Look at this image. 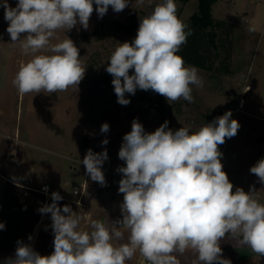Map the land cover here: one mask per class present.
I'll return each instance as SVG.
<instances>
[{
  "label": "clouds",
  "instance_id": "obj_1",
  "mask_svg": "<svg viewBox=\"0 0 264 264\" xmlns=\"http://www.w3.org/2000/svg\"><path fill=\"white\" fill-rule=\"evenodd\" d=\"M143 3L135 0L137 8ZM94 4L103 18L109 6L119 13L130 0H18L15 7L8 0L0 2L10 44L32 57L19 65L12 81L21 96L78 90L86 71L79 49L69 38L52 40L59 29L67 32L79 24L87 30ZM139 21L134 39L119 43L105 68L113 77L117 103L127 106L131 101L126 94L135 95L138 89L152 90L168 102L182 98L195 103L191 85L203 87V80L199 69L178 55L192 31L178 18L175 0H162ZM45 52L51 54H41ZM240 126L230 110L195 131L191 126L172 130L165 120L154 132H146L134 118L118 152L124 161L116 169L122 174L120 217L93 220L91 231L78 230L83 217L70 205L61 208L63 197L52 192V202L38 211L50 214L53 252L41 255L18 240L14 256L4 264H126L137 252L142 264H182L188 253L194 257L191 264H231L220 246L225 238L264 257V203L255 185L247 192L241 187L233 191L221 162L219 145ZM100 131L108 133L109 124L103 123ZM107 159L106 149L88 150L79 163L92 181L106 186L102 167ZM250 173L264 185V158ZM5 227L0 222V230Z\"/></svg>",
  "mask_w": 264,
  "mask_h": 264
},
{
  "label": "rangeland",
  "instance_id": "obj_2",
  "mask_svg": "<svg viewBox=\"0 0 264 264\" xmlns=\"http://www.w3.org/2000/svg\"><path fill=\"white\" fill-rule=\"evenodd\" d=\"M17 2L8 0L11 7ZM161 2L144 0L137 8L135 0H130L129 7L119 13L109 6L103 18L98 17L94 4L87 30L79 24L71 31L59 29L52 40L57 43L69 38L79 49L86 71L78 90L23 96L12 81L19 65L32 57L10 44L8 22L0 7V88L11 89L15 102H19L18 115L6 116L13 117L14 126L22 128L20 136L9 132L0 146L2 157L9 156L13 171L0 169V222L6 226L0 230V264L14 256L18 240L31 244L41 255L53 252L50 214L38 211L52 202V192L63 197L58 202L61 208L70 205L82 217L88 211L89 218L82 219L83 228L78 230L88 227L85 219L90 221L89 211H97L99 200L105 202L104 212L110 211L109 192L105 186L89 180V176L85 192L81 187L76 191L75 187L87 177L79 161L88 150L100 153L106 149L110 162L116 160L117 165H122V160L118 163V152L134 118H138L146 132H154L165 120L172 130L191 126L195 131L230 110L232 119L241 126L234 137L219 145L223 171L234 185L233 191L241 187L247 192L255 185L260 202L264 203V185L250 173V168L264 158V0H220L215 5L214 17L234 26L229 31L226 26L218 30L219 49H210L206 61L209 69L197 67L203 87L191 85L195 103L182 98L168 102L152 90L138 89L135 95L126 94L131 102L122 106L117 103L113 77L105 71L107 61L119 43L134 39L139 18ZM175 3L178 18L188 25L197 11L198 0ZM249 26H254L255 31L250 32ZM103 123L109 124L108 133H101ZM85 137L89 140L83 147ZM104 139L108 140L107 145H102ZM110 162H104L102 167L106 181L114 176L110 172L119 173L118 166H110ZM43 186L49 187L45 194Z\"/></svg>",
  "mask_w": 264,
  "mask_h": 264
},
{
  "label": "crops",
  "instance_id": "obj_3",
  "mask_svg": "<svg viewBox=\"0 0 264 264\" xmlns=\"http://www.w3.org/2000/svg\"><path fill=\"white\" fill-rule=\"evenodd\" d=\"M220 1V0H219ZM218 1V2H219ZM217 2V3H218ZM216 3V4H217ZM215 4V5H216ZM215 5L213 6V14H214V9ZM19 102L18 104L15 102L13 98V92L9 88H0V146L2 144V141H4L7 135H9V132H13V135L17 134L20 136L22 132V128L18 126H14V120L13 117L15 114L18 115L19 113ZM13 115L10 119L7 118L6 115ZM2 149L0 147V169L13 173V171H10L12 168V165L9 162V156H3L2 157ZM122 162L120 159L118 160V163ZM122 165H117L116 160H113L110 162V166H124V161L121 163ZM111 175H114L112 177H109L107 179V183L105 186V190L109 192L108 199L111 196V202H109L110 205V211L104 212V206L105 202L102 199L101 201L99 200L97 204V211H93L90 217V221H87L85 219V222H88L87 225L88 227H85V231H91L90 228V223L93 220H104L107 216L111 220H115L118 217H120V209H119V204L123 200V194H120L118 192L119 188V181L122 178V174L119 173H114L110 172ZM109 201V200H108ZM84 217L89 218L88 211L86 210V214ZM83 217V219H84ZM83 220H81L82 223ZM83 228V227H82ZM80 228V229H82ZM222 248V254L224 258L230 259L231 264H264V257L254 253L250 247L248 246H237L236 242L234 240L230 239H223L220 244ZM194 257L191 255V253L186 254V258H181L182 259V264H191V260ZM126 264H142V257L137 254L133 257L131 261H127ZM146 264V262H145Z\"/></svg>",
  "mask_w": 264,
  "mask_h": 264
},
{
  "label": "trees",
  "instance_id": "obj_4",
  "mask_svg": "<svg viewBox=\"0 0 264 264\" xmlns=\"http://www.w3.org/2000/svg\"><path fill=\"white\" fill-rule=\"evenodd\" d=\"M219 0H198L197 11L191 16L188 27L192 31L187 39V43L181 46L178 53L185 63L203 69H209L206 61L209 56L210 49H219L218 30L222 27H228L231 30L234 24L216 19L213 15V6ZM187 30V29H186ZM230 35L227 34V39ZM230 43V42H229ZM207 45V46H206ZM218 53L216 54V57ZM229 59V56H227ZM228 67L226 66V70Z\"/></svg>",
  "mask_w": 264,
  "mask_h": 264
},
{
  "label": "built area",
  "instance_id": "obj_5",
  "mask_svg": "<svg viewBox=\"0 0 264 264\" xmlns=\"http://www.w3.org/2000/svg\"><path fill=\"white\" fill-rule=\"evenodd\" d=\"M105 162H107V163L110 162L109 157H108V159H107ZM102 171H103V170H102ZM89 180H90V177H89ZM87 184H88V175H87V177L84 179V182H83V183H80L78 186L75 187L76 191L79 189V187H81V188L83 189L82 192H85V189H86V187H87ZM47 188H49V187L43 186V190H44V192L47 191Z\"/></svg>",
  "mask_w": 264,
  "mask_h": 264
},
{
  "label": "water",
  "instance_id": "obj_6",
  "mask_svg": "<svg viewBox=\"0 0 264 264\" xmlns=\"http://www.w3.org/2000/svg\"><path fill=\"white\" fill-rule=\"evenodd\" d=\"M88 138L85 137L84 140H83V147H86L88 145Z\"/></svg>",
  "mask_w": 264,
  "mask_h": 264
},
{
  "label": "flooded vegetation",
  "instance_id": "obj_7",
  "mask_svg": "<svg viewBox=\"0 0 264 264\" xmlns=\"http://www.w3.org/2000/svg\"><path fill=\"white\" fill-rule=\"evenodd\" d=\"M42 194H45V192H42Z\"/></svg>",
  "mask_w": 264,
  "mask_h": 264
}]
</instances>
